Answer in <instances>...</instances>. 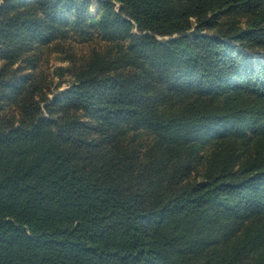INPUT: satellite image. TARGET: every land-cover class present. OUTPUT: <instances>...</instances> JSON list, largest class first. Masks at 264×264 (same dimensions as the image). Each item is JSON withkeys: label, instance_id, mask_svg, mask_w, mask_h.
Returning <instances> with one entry per match:
<instances>
[{"label": "trees", "instance_id": "obj_1", "mask_svg": "<svg viewBox=\"0 0 264 264\" xmlns=\"http://www.w3.org/2000/svg\"><path fill=\"white\" fill-rule=\"evenodd\" d=\"M0 264H264V0H0Z\"/></svg>", "mask_w": 264, "mask_h": 264}, {"label": "rangeland", "instance_id": "obj_2", "mask_svg": "<svg viewBox=\"0 0 264 264\" xmlns=\"http://www.w3.org/2000/svg\"><path fill=\"white\" fill-rule=\"evenodd\" d=\"M96 46L94 41H82L81 39H67L62 40V45L53 48L50 52L47 51L44 57V62L41 64L40 71L48 75L51 79H54L53 91L57 90L60 78L54 73V69L58 66L67 67L70 63H81ZM65 81L60 90L64 89L69 83L70 76L63 78ZM53 92L50 97L53 96Z\"/></svg>", "mask_w": 264, "mask_h": 264}]
</instances>
